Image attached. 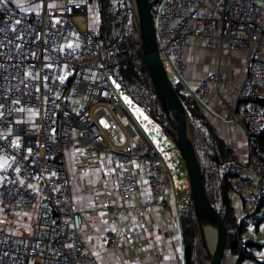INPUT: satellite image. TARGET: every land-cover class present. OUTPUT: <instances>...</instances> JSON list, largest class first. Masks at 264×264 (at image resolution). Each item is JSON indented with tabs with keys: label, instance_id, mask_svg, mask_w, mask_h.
<instances>
[{
	"label": "built area",
	"instance_id": "1",
	"mask_svg": "<svg viewBox=\"0 0 264 264\" xmlns=\"http://www.w3.org/2000/svg\"><path fill=\"white\" fill-rule=\"evenodd\" d=\"M50 1L0 0V160L5 159L0 162V208L5 219L25 210L32 219L25 235L0 228V264H94L80 238L82 212L69 198L60 158L64 149L81 159L93 153L108 157L114 191L122 201L139 191L136 162L148 190L167 194L172 189L160 154L132 142L135 132L119 122L125 112L109 75V49L101 45L97 27L89 25L95 0ZM155 21L163 67L179 75L182 91L197 101L206 92L220 94L229 82L222 59L236 51L243 54V75L231 101L219 96L226 102L225 120L238 125L245 138L238 152L244 167L228 191L230 200L239 197L247 208L245 198L261 200L264 207V148L258 149L255 138L264 134V0H160ZM72 29L77 44L64 46ZM196 47L214 51L217 61L191 86L184 79V54ZM104 117L106 127L98 123ZM115 124L125 138L122 145L113 142ZM158 205L157 198H146L134 211ZM102 208L110 212L107 202ZM245 243L241 237L240 253Z\"/></svg>",
	"mask_w": 264,
	"mask_h": 264
},
{
	"label": "crops",
	"instance_id": "2",
	"mask_svg": "<svg viewBox=\"0 0 264 264\" xmlns=\"http://www.w3.org/2000/svg\"><path fill=\"white\" fill-rule=\"evenodd\" d=\"M10 1L17 3V0ZM59 4V0L50 1V5ZM75 21L82 30L80 19L76 17ZM74 44H77V40ZM184 56L187 70L183 77L191 86H195L207 72L214 69L217 61L214 51L200 47L188 48ZM221 64L223 73L229 75V86L236 88L243 75L241 52L232 53L228 58L222 59ZM223 91L230 94L231 89L226 87ZM198 104L226 144L240 151L244 143L242 131L235 123L225 120L226 114L218 97L206 92ZM114 133L117 138L113 142L122 145L125 138L121 131ZM135 142L140 143L137 140ZM146 147L151 149L148 145ZM60 158L69 178V198L73 206L82 212L80 238L84 252L92 257L91 263L184 264L178 220L182 205L173 187L167 194L148 190L143 184L141 163L136 162L135 168L141 181L139 191L132 199L122 201L114 191L115 172L108 157L93 153L81 159L74 150L67 148L60 153ZM168 173L171 177L170 172ZM146 198H157L159 205L136 213L135 204ZM104 202H107L110 212L102 208ZM232 202L237 204L238 200L232 198ZM92 209H96L97 213L94 214ZM30 215V211L25 210L5 219L0 208V228L22 235L28 234L32 223ZM129 236H132V243L128 242ZM236 255L229 253L226 264H234Z\"/></svg>",
	"mask_w": 264,
	"mask_h": 264
},
{
	"label": "trees",
	"instance_id": "3",
	"mask_svg": "<svg viewBox=\"0 0 264 264\" xmlns=\"http://www.w3.org/2000/svg\"><path fill=\"white\" fill-rule=\"evenodd\" d=\"M94 5L90 8L89 17L93 21L99 18L95 27H97V37L101 45L109 49L107 63L111 79L119 90L141 107L167 133L166 129L171 128V125L154 95L147 68L141 57V47L140 45H131L139 39L138 23L132 1L95 0ZM151 11L153 16L156 11L155 5L151 7ZM126 46L129 47L124 48ZM172 86L184 106L187 121L192 128L193 145L204 174L207 198L221 215L224 214L225 252L233 255L239 254L240 264H244L243 261L245 260L259 262L257 256L259 252H263L264 256V242H257L243 234V227L248 216H244L240 221L236 220L234 203L230 200L228 191L230 182L237 177L244 164L239 161L238 152L226 144L219 135L215 126L199 106L198 101L182 91L181 83L178 82ZM255 138L258 149L262 150L264 148V134L260 133ZM211 155H217L220 162L218 166L210 161ZM236 168L239 170L237 171ZM222 177L227 192L226 204L223 207L220 202ZM235 198L241 202L238 205L239 209L243 211L244 200L239 197ZM261 204L262 201L260 200L256 211L259 210ZM256 211L250 213V216H254V221L260 223L262 219L256 217ZM178 220L184 264H198L199 226L190 199L185 201V204L180 208ZM241 237H246L243 253H240L238 244Z\"/></svg>",
	"mask_w": 264,
	"mask_h": 264
},
{
	"label": "water",
	"instance_id": "4",
	"mask_svg": "<svg viewBox=\"0 0 264 264\" xmlns=\"http://www.w3.org/2000/svg\"><path fill=\"white\" fill-rule=\"evenodd\" d=\"M131 1L138 23L139 41L137 43L142 50L141 57L147 68L154 95L170 122L171 128L166 129V131L176 146L184 164L191 206L199 226L203 248L204 240L201 230V222L206 221L216 226V240L210 254L208 255L206 253V264H223L222 259L226 240L224 216L217 212L207 198L204 185V174L192 140L187 135V120L184 106L166 76L157 50L151 7L159 0ZM129 46L124 48H128ZM210 159L216 166L219 165L220 162L217 155H211ZM226 197L227 192L224 178L222 177L220 186V202L222 206L226 204ZM234 264H240L239 254H237Z\"/></svg>",
	"mask_w": 264,
	"mask_h": 264
},
{
	"label": "rangeland",
	"instance_id": "5",
	"mask_svg": "<svg viewBox=\"0 0 264 264\" xmlns=\"http://www.w3.org/2000/svg\"><path fill=\"white\" fill-rule=\"evenodd\" d=\"M154 5L156 8V11L152 17L154 18L153 19L154 22H156L155 15L157 11H159L160 0L154 3ZM89 24L95 27L97 26L98 22L96 19L94 21L90 20ZM74 43H76V31L72 29L68 33V38L65 39L64 41V46H72V45H75ZM242 60H243V54H242ZM164 70L171 84H176L178 82L180 83V76L177 75L174 71H171L169 66L164 65ZM210 71H213V69ZM230 79L232 80V78ZM229 84L230 82H227L220 88L221 92L219 95L209 92V93H212L214 96L218 97L219 102H221V105L224 108L225 114H226L225 104L226 102H230L233 97V88L230 87ZM226 87L231 89L230 94L223 91V89ZM117 93H118L120 104L123 107V110L125 112V117L120 118L119 122L122 125L129 124L131 128L133 129V131L135 132L136 137L133 138L132 142H135L137 140L144 146L148 145L152 150L160 154L161 160L164 163V166L167 172H170L171 174L172 187L176 191L177 199L178 201L181 202V205L183 206L185 204V201L187 202V200L190 199V194L188 191L189 189L188 181H187L186 171L184 168L183 161L172 139L169 138L167 133L164 132L162 127L155 120H153L149 115H147L141 107H139L135 102H133L125 93L119 90L118 87H117ZM219 96L223 97L224 101L226 102L224 103V101L220 99ZM98 123L104 127H106L107 125L105 117L100 119ZM115 131H120L119 125L117 124H115L114 126V132ZM114 132H113V140H116L117 136L114 134ZM187 135L192 140V128L188 121H187ZM241 137L244 142L243 145H245V138H244L243 131L241 132ZM192 143H193V140H192ZM0 162L4 163L5 159H1ZM247 166L249 168L251 167L250 155L247 156ZM247 166H245L243 173L247 171ZM236 169L237 171L239 170V168H236ZM245 199H246L248 208L246 206H243L242 207L243 211L239 209V205H238L239 200L237 204H234L235 214H236L235 216L237 217L236 220L240 221V219H242L240 217L238 218V216L241 212H243L244 216H248V218L245 220L246 221L245 226L243 227L244 228L243 234L249 238L256 240L257 242H264V236H261L264 234V207L261 205L259 207V210L256 211V209L259 206L260 201H250L248 200V198H245ZM254 211H256L257 213L256 217H259L262 219L260 223H257V221H254L253 219L254 216H250V213ZM228 254L229 252L224 251L223 259H222L223 264L227 263ZM236 257L234 259H236ZM257 257H258L259 262H251V260H245L243 262L245 263L249 262L250 264H264V256H262V252H259V255ZM206 262H207V257H206L205 250L202 246L201 235L199 232V263L198 264H206Z\"/></svg>",
	"mask_w": 264,
	"mask_h": 264
},
{
	"label": "bare ground",
	"instance_id": "6",
	"mask_svg": "<svg viewBox=\"0 0 264 264\" xmlns=\"http://www.w3.org/2000/svg\"><path fill=\"white\" fill-rule=\"evenodd\" d=\"M201 230L203 233L204 250H205V253H207L209 255L210 252L212 251V248H213L215 240H216V232H217L216 226L209 223V222L203 221V222H201Z\"/></svg>",
	"mask_w": 264,
	"mask_h": 264
},
{
	"label": "snow or ice",
	"instance_id": "7",
	"mask_svg": "<svg viewBox=\"0 0 264 264\" xmlns=\"http://www.w3.org/2000/svg\"><path fill=\"white\" fill-rule=\"evenodd\" d=\"M16 23L18 24L19 23V21H16ZM103 123V122H102Z\"/></svg>",
	"mask_w": 264,
	"mask_h": 264
}]
</instances>
